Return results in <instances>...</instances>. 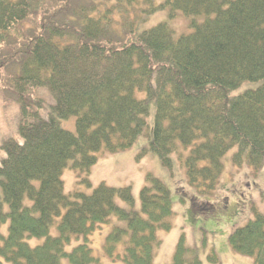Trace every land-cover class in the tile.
<instances>
[{"label":"trees","instance_id":"16d2710c","mask_svg":"<svg viewBox=\"0 0 264 264\" xmlns=\"http://www.w3.org/2000/svg\"><path fill=\"white\" fill-rule=\"evenodd\" d=\"M73 1L47 11L43 0H0V91L21 103L18 137L1 144L0 264H98L90 237L113 216L125 226H112L105 253L113 258L122 245L124 264H154L158 232L170 231L175 215L169 188L148 176L135 209L129 186L67 194L64 171H78L91 189L100 155L125 152L148 133L153 104L141 156L152 153L171 171L177 156L198 195L217 190L232 150L235 165L263 169L264 0ZM141 1L152 5L148 16L168 10L170 19L204 20L179 36L167 21L120 26ZM39 86L53 96L47 115L43 98L27 99ZM72 117L76 133L60 123ZM190 204L198 214L216 211L197 195ZM35 238L44 241L32 246ZM229 242L264 264V213L255 210ZM209 260L218 263L214 253ZM172 264H203L201 252L182 237Z\"/></svg>","mask_w":264,"mask_h":264},{"label":"rangeland","instance_id":"374dc122","mask_svg":"<svg viewBox=\"0 0 264 264\" xmlns=\"http://www.w3.org/2000/svg\"><path fill=\"white\" fill-rule=\"evenodd\" d=\"M65 1L43 0L38 3L45 4L47 11H54ZM162 1L155 0L154 4L158 5ZM73 3L79 6L83 5L81 4L83 1L79 2V0H74ZM151 6L142 1L134 3L133 9L135 10H131L124 19L116 17L119 18L118 24L123 26V20H125L134 28L140 26L151 28L159 22L167 21L179 36L192 31L190 26L192 21L201 22L204 20L203 16H185L183 14H179L176 19H170L168 10L148 16ZM61 16H68V13ZM146 17H148L147 20L142 23ZM112 26L117 31H121L117 23ZM26 27L31 28L32 25L27 24ZM243 89L234 93L238 95ZM138 95L140 98L145 96L143 92H139ZM37 97L45 100L46 107L42 109V113L47 115L48 107L53 103L52 94L45 86H39L34 92L27 94V99L31 101ZM155 111L156 107L153 104L150 108L148 133L141 136L132 148L118 154L100 155L98 164L91 171V189L79 184L81 175L78 171L67 168L63 175L66 193L78 190L90 194L102 183L114 188L129 186L133 190L135 209H140L141 191L147 185V177L151 175L160 179L169 188L175 213L172 219V229L158 232L161 246L157 251L154 264H172L177 244L182 237L186 238L190 247L200 250L203 264H214L209 260L212 253L218 260L217 264H254L253 258L232 249L229 237L236 228L247 225L249 220L254 218L255 210L264 213V168L256 173L250 166L235 165L231 159L234 153L232 150L225 158V169L217 190L212 195H198L196 190L189 185L186 169L180 164L177 156H174L175 162L172 171L164 167L160 158L152 153L141 156L143 149L148 146L151 139ZM20 118V101L15 100L9 94H2L0 91V161L5 157L1 144L6 138L18 137ZM60 123L62 128L76 133V117L62 120ZM194 195H197L201 201L212 202L216 211L211 215L195 213L190 204V199ZM119 204L124 208H129L123 201H119ZM113 225L125 226V223L113 216L110 224L103 225L90 237L91 247L99 260L98 264H124L122 260L118 259L123 253L122 245L118 247L116 256L113 258H110L104 250L106 237ZM1 231L7 233V225ZM52 233L55 234L56 230L54 229ZM43 241V238H35L29 242L32 246H36ZM78 243L74 241L68 246V250L71 251ZM64 264H68V262L65 261Z\"/></svg>","mask_w":264,"mask_h":264}]
</instances>
